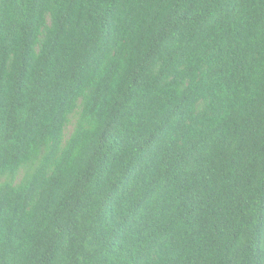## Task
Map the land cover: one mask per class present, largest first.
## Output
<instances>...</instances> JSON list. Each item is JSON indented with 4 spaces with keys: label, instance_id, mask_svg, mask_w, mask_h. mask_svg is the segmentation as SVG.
Wrapping results in <instances>:
<instances>
[{
    "label": "trees",
    "instance_id": "16d2710c",
    "mask_svg": "<svg viewBox=\"0 0 264 264\" xmlns=\"http://www.w3.org/2000/svg\"><path fill=\"white\" fill-rule=\"evenodd\" d=\"M0 264H264V0H0Z\"/></svg>",
    "mask_w": 264,
    "mask_h": 264
}]
</instances>
